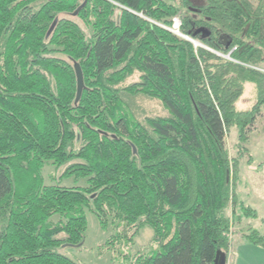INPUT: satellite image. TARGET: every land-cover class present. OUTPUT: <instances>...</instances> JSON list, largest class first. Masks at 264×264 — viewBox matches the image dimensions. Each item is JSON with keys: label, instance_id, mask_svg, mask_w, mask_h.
Listing matches in <instances>:
<instances>
[{"label": "trees", "instance_id": "trees-1", "mask_svg": "<svg viewBox=\"0 0 264 264\" xmlns=\"http://www.w3.org/2000/svg\"><path fill=\"white\" fill-rule=\"evenodd\" d=\"M262 65L264 0H0V264H80L57 248L83 245L86 210L122 229L110 246L153 230L118 264H216L258 217L237 186ZM48 164L86 186L47 185Z\"/></svg>", "mask_w": 264, "mask_h": 264}, {"label": "rangeland", "instance_id": "rangeland-1", "mask_svg": "<svg viewBox=\"0 0 264 264\" xmlns=\"http://www.w3.org/2000/svg\"><path fill=\"white\" fill-rule=\"evenodd\" d=\"M264 69V65H262ZM255 88L252 83H247L245 91L240 100L236 103L239 110H248L255 104ZM250 139L245 147L252 155L253 162L248 163L249 155L243 154L240 158V180L237 186L239 199L245 205L251 206L260 216L264 218V107L255 123L249 127ZM237 142V129L231 130L226 137V148L231 158L236 157L238 152L234 145ZM43 176L47 185L60 183L62 186H86V180H75L71 178H60L59 171L52 164L46 165L43 170ZM59 178V180H58ZM88 228L86 238L81 246H61L57 250L80 264H118L129 257H135L141 253H147L158 246L153 241V230L146 226L131 242L126 237H122L113 246L107 245L106 242L114 236L116 229L109 227L108 231L101 229L97 217L86 210ZM257 218H245L241 223L234 224L231 231V245L228 250V264L234 262V240L237 236L247 233L248 229L260 231L262 228ZM58 216L51 218V221H57ZM261 233V232H260ZM262 234V233H261Z\"/></svg>", "mask_w": 264, "mask_h": 264}, {"label": "crops", "instance_id": "crops-1", "mask_svg": "<svg viewBox=\"0 0 264 264\" xmlns=\"http://www.w3.org/2000/svg\"><path fill=\"white\" fill-rule=\"evenodd\" d=\"M256 220L262 223V228H260L259 232L264 235V218L258 214ZM233 245L235 252L233 264H264L263 248L245 242L240 236H237ZM221 260L222 258L220 257L218 264H220Z\"/></svg>", "mask_w": 264, "mask_h": 264}, {"label": "water", "instance_id": "water-1", "mask_svg": "<svg viewBox=\"0 0 264 264\" xmlns=\"http://www.w3.org/2000/svg\"><path fill=\"white\" fill-rule=\"evenodd\" d=\"M201 31L203 33L207 32L205 29L201 28V29L197 30L196 33L197 32H201ZM188 39H190V38H188ZM194 44H195V46L199 45V43L197 41H194ZM75 70H76V76H77V100H79L80 97H81L83 88H84V77H83V72H82L81 67H80L79 64L75 65ZM220 257L222 258L220 264H226V254L225 253H220L218 255L216 264L219 263L218 260H219Z\"/></svg>", "mask_w": 264, "mask_h": 264}, {"label": "built area", "instance_id": "built-area-1", "mask_svg": "<svg viewBox=\"0 0 264 264\" xmlns=\"http://www.w3.org/2000/svg\"><path fill=\"white\" fill-rule=\"evenodd\" d=\"M174 21H175V24H174V31H175L176 33H178V32H179V27H180V25H181V22H180L179 18H175ZM226 264H228V254L226 255Z\"/></svg>", "mask_w": 264, "mask_h": 264}]
</instances>
